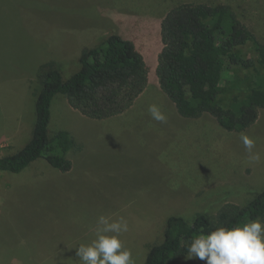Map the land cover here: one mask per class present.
<instances>
[{
    "label": "rangeland",
    "instance_id": "1",
    "mask_svg": "<svg viewBox=\"0 0 264 264\" xmlns=\"http://www.w3.org/2000/svg\"><path fill=\"white\" fill-rule=\"evenodd\" d=\"M220 1L264 42V0H0V157L31 140L44 65L53 63L68 80L81 69L84 49L119 35L149 67L145 92L122 116L92 120L56 97L51 133L68 131L79 149L69 154L67 173L44 160L20 174L0 172V264H82L76 249L96 238L101 215L127 222L119 239L135 264H144L149 247L163 242L170 217L192 222L264 191V111L242 133L225 131L210 115L185 119L156 75L166 13ZM231 77L221 83L224 107L244 95L252 73L244 91L228 86ZM152 105L165 122L152 118ZM242 134L254 141L251 154L259 161L249 159ZM186 257L177 264H207Z\"/></svg>",
    "mask_w": 264,
    "mask_h": 264
},
{
    "label": "trees",
    "instance_id": "2",
    "mask_svg": "<svg viewBox=\"0 0 264 264\" xmlns=\"http://www.w3.org/2000/svg\"><path fill=\"white\" fill-rule=\"evenodd\" d=\"M161 42L157 79L182 118L210 115L230 133H242L256 124L264 111V42L232 5L220 1L171 8L161 22ZM79 62L81 69L68 80L53 63L43 66L31 140L16 154L0 157V172L20 174L39 160L62 173L71 171L69 154L79 146L68 131L51 133L56 97L63 96L87 118L108 120L129 111L149 83L143 55L119 35L84 49ZM249 73L244 95L222 106L218 99L224 77L232 76L227 81L231 89L244 91ZM257 218L264 222V191L246 205L228 203L217 214H199L192 222L172 216L163 242L149 247L144 264H177L188 255V242L196 235L220 226L242 227Z\"/></svg>",
    "mask_w": 264,
    "mask_h": 264
},
{
    "label": "clouds",
    "instance_id": "3",
    "mask_svg": "<svg viewBox=\"0 0 264 264\" xmlns=\"http://www.w3.org/2000/svg\"><path fill=\"white\" fill-rule=\"evenodd\" d=\"M153 119L161 122L166 117L156 105L149 107ZM244 147L250 153L251 161H259L260 155L251 154L254 141L241 135ZM128 231L127 222L121 217L117 222L101 215L97 220L96 238L88 244H81L76 255L82 264H135L130 250L124 248L119 235ZM114 233V235H107ZM186 259L206 260L207 264H264V222L259 218L242 227H217L207 234L190 239Z\"/></svg>",
    "mask_w": 264,
    "mask_h": 264
}]
</instances>
